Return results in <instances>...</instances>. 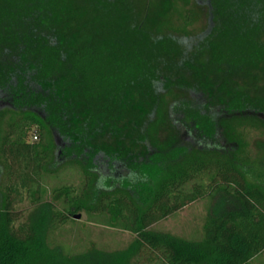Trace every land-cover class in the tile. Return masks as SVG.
Here are the masks:
<instances>
[{"label":"trees","instance_id":"trees-1","mask_svg":"<svg viewBox=\"0 0 264 264\" xmlns=\"http://www.w3.org/2000/svg\"><path fill=\"white\" fill-rule=\"evenodd\" d=\"M196 3L209 21L189 49L198 16L179 0H0V109L16 112L0 132V264H251L264 252V185L248 179L247 140L221 130L206 99L232 92L222 116L264 110V0ZM175 88L188 94L173 108L189 144L106 140L123 120L143 126ZM203 199L216 204L199 237L154 228ZM79 212L132 242L61 252L52 236Z\"/></svg>","mask_w":264,"mask_h":264},{"label":"rangeland","instance_id":"rangeland-1","mask_svg":"<svg viewBox=\"0 0 264 264\" xmlns=\"http://www.w3.org/2000/svg\"><path fill=\"white\" fill-rule=\"evenodd\" d=\"M187 1V3H186ZM182 7H192L197 14L198 20L189 29V33L185 35L184 44L189 49H195L199 43L203 42L200 35L207 27L209 19L208 12L204 5L197 4L196 0H179ZM257 95H264V77L260 78L256 83ZM207 100H210L214 109V114L218 118L220 129H227L229 126L235 128V131L245 135L251 154V164L247 168L248 179L252 182L264 185V110L250 109L246 114L239 116H222L219 115V104L226 101L227 96L217 97L213 91L208 90ZM213 92V93H212ZM188 97V94L178 88L170 91H163L159 97V103L153 112L147 111L143 126L136 127L132 120H123L117 128L119 134L111 133L106 139L111 145L123 142L133 148V151L141 149L143 144L141 135L146 137L147 144L151 146L168 147L174 143L189 142L190 136L185 130L186 128L179 119V114L173 108V101L181 97ZM254 98V95H252ZM190 99H193L189 97ZM16 114L11 108L0 109V132H2L4 120ZM185 129V130H184ZM30 140H35L34 133L29 136ZM49 141H52L50 136ZM193 142V141H192ZM225 150L230 144L223 138L221 141ZM189 144V143H188ZM206 145V144H205ZM63 163V162H61ZM62 164H58L60 169ZM68 176L77 174L76 169H68ZM74 182H78L75 177ZM50 192V191H49ZM48 199L56 198L48 194ZM216 200L209 201L207 199L198 200L191 205L179 210L168 218L154 225L155 229L169 231L171 233L194 238L199 237L202 233L203 218L208 210L215 207ZM23 215H28L30 205L25 200L18 206ZM80 218L75 216L70 219L61 230L56 231L52 238L55 244L61 245V252L70 256H79L83 252L92 249H101L105 251H116L127 248L134 238V234L128 230L110 226L105 222L91 220L85 212H79ZM251 264H264V252L255 257Z\"/></svg>","mask_w":264,"mask_h":264},{"label":"water","instance_id":"water-1","mask_svg":"<svg viewBox=\"0 0 264 264\" xmlns=\"http://www.w3.org/2000/svg\"><path fill=\"white\" fill-rule=\"evenodd\" d=\"M75 217L80 218L81 214H76Z\"/></svg>","mask_w":264,"mask_h":264},{"label":"built area","instance_id":"built-area-1","mask_svg":"<svg viewBox=\"0 0 264 264\" xmlns=\"http://www.w3.org/2000/svg\"><path fill=\"white\" fill-rule=\"evenodd\" d=\"M35 137H37V136H35Z\"/></svg>","mask_w":264,"mask_h":264}]
</instances>
